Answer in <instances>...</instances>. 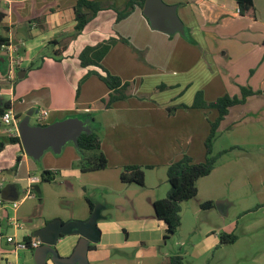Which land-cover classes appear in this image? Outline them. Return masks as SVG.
Listing matches in <instances>:
<instances>
[{"label":"crops","instance_id":"0c3cea01","mask_svg":"<svg viewBox=\"0 0 264 264\" xmlns=\"http://www.w3.org/2000/svg\"><path fill=\"white\" fill-rule=\"evenodd\" d=\"M77 1L0 0V37L7 40V45L17 47L15 55L21 60L14 80L8 81L7 70L1 68L7 65L6 55L0 48V58L5 61L0 63L3 93L0 110L12 109L18 121L29 112L31 117L37 114L36 119L39 120L38 112L47 111V117L36 125H48L67 117L87 120L98 136L103 134L99 137L100 150L107 160V167L92 172L80 171L78 150L73 146L68 148V145L60 155H55L61 157L55 158L47 151L39 162H35L24 154L20 140L19 143L10 142L19 137L5 132L0 116V145L3 146L0 150V174L12 171L16 160H19L13 180L0 184V196L8 203L0 208V264H4V253L9 248L5 242L7 236H14L16 240L35 239L33 233L53 220L58 219L61 223L87 221L91 212L86 198L94 208L101 207L102 216L97 223L99 241L91 244L87 253L89 264H166L169 257L177 255L182 257L183 264L190 252L197 258H204L203 264H264V95L250 96L242 105L229 109L219 126L223 129L219 132H225L227 144L217 151L229 147L234 149L221 157L208 176L197 181L196 196L181 204L178 231L183 226L182 212L190 210L194 219L188 234L191 238L174 241L172 238L176 233L163 243L165 224L156 218L153 204L163 199L169 190L166 168L184 155L194 163L204 161V141L209 134L210 122L217 118L218 113L212 109H190L197 93H201L205 103H210L201 89L188 92V100L192 98L188 104L126 99L106 109L104 102L110 91L95 75L84 79L88 72L101 73L97 67L81 66L78 56L84 48L110 38L125 39L129 45L117 42L102 59L101 66L108 73L123 83H136L138 73L135 70L140 69L137 56L145 51L150 61H165L167 69L184 72L188 76L189 87L192 69L188 55L193 48L184 35H167L151 29L139 9L119 22L115 21L114 11H100L81 34L74 37L76 22L73 8ZM107 1L118 9L125 4V0ZM162 2L176 6L183 29L192 31L190 38L204 55L201 37L194 35L199 30L194 26L199 22L193 7H210L209 16L204 12L199 16L217 24L222 22L227 28L243 26L241 20L248 17L238 14L235 0ZM257 5L264 12V0H253L251 20L256 18ZM256 19L264 27V19ZM238 40L244 47L251 38L231 39L237 45ZM261 42L264 49V36ZM223 56L230 62L245 61L250 85L258 70L264 72L262 51L256 55L250 52L240 54L235 58L224 52ZM181 85L182 82L176 81L172 87ZM250 85L247 88L250 87L251 91L264 92V74L255 88ZM169 107L176 110L169 113ZM38 163L43 168H37L35 164ZM125 166L148 167L144 172L143 187L125 185L120 181V171ZM43 171L52 173L54 179L37 183L58 186L53 211L43 215L26 209L19 212L20 204L33 198L32 191L39 197H46L48 187L43 189L37 183L28 182L29 177L39 178ZM75 184L82 187V194L74 193ZM111 193L121 200L116 212L114 201L109 202ZM10 202L17 203L16 209L10 206ZM38 202L39 205L33 203L32 209L44 204L42 199ZM207 202L211 207L201 208ZM119 213L122 216L118 218ZM9 219L18 222L20 219L22 229L12 227ZM221 233L233 235L235 240L221 245ZM177 236L180 237L179 234ZM78 239L77 235L60 238L55 245L59 256H69ZM16 259L19 263L22 260L26 264H34L33 251H20Z\"/></svg>","mask_w":264,"mask_h":264},{"label":"trees","instance_id":"16d2710c","mask_svg":"<svg viewBox=\"0 0 264 264\" xmlns=\"http://www.w3.org/2000/svg\"><path fill=\"white\" fill-rule=\"evenodd\" d=\"M145 0H125L122 9L116 8L107 0L87 1L78 0L73 8L74 20V37L81 34L85 26L93 20L98 12L103 10H112L116 14V22L127 18L135 9L142 11ZM237 4L238 14L242 17L253 16L254 7L253 0H235ZM184 39L189 43H194L190 38V33L184 28ZM122 42L129 45L125 39H113L103 41L93 47H86L79 54L78 59L83 68L94 66L99 68V72H88L84 79L90 75H95L110 91L108 99L105 101V108H110L114 103L130 98L128 90L130 83L122 82L118 77L108 73L102 66L101 61L109 50L117 43ZM7 45V40L0 37V46ZM138 56H140L138 54ZM264 95V92H253L249 88H241L239 97H229L224 95L211 103H205L201 93H197L190 109L200 110H215L218 113L217 118L210 122L209 134L204 141L205 159L203 162L194 163L188 156L184 155L179 161L169 164L166 168V179L169 185V190L163 199L157 200L153 204V210L158 220L165 224V231L162 237L163 243H166L174 236L181 225V204L197 194V181L205 176H208L217 165V162L222 156L231 152L234 147H229L220 151H214V143L218 136V129L221 122L227 116L230 108L242 105L246 99L253 95ZM182 108L188 109L186 106ZM176 108L168 109L169 113H173ZM4 110H0V116ZM82 119V118H81ZM10 142H18L19 138L11 139ZM2 144L0 150H2ZM80 161L78 167L82 172H92L103 170L107 167V160L100 150V139L98 134L92 127L90 134H82L78 138V148ZM19 160H16L14 168L18 166ZM148 167L141 166H125L121 169L119 179L125 185H135L137 187L144 186V172ZM14 170V171H15ZM54 175L50 172L43 171L39 177V182H51ZM89 206V211L92 212L94 204L86 198ZM211 203L207 202L201 205V208H210ZM32 238H25V241H30ZM235 240V236L221 233L219 242L221 245L230 244ZM166 264H182L181 256H171Z\"/></svg>","mask_w":264,"mask_h":264},{"label":"rangeland","instance_id":"374dc122","mask_svg":"<svg viewBox=\"0 0 264 264\" xmlns=\"http://www.w3.org/2000/svg\"><path fill=\"white\" fill-rule=\"evenodd\" d=\"M195 14L197 16V20L199 22L198 26L199 30L195 32L196 37H201L202 43L201 47L205 51V55L202 54L200 47L198 44L189 43L193 49H191V53L188 55L191 60V75H190V84L189 87L188 83V76L184 75L185 73L182 71H171L167 69V62L163 61H150V57L147 58L146 52H142L138 58L137 67L140 69L135 70L137 72V80L136 83H130V89L128 90V94L130 98L128 99H138L144 101H153L157 102V100H166L170 101L171 105H179L183 103H191V100H188V92L191 90V93H194L195 90H203L205 94V99L207 102H214L218 98L223 97L224 95H228L229 97H239L241 93V88H247L249 84V75L248 71L244 67L245 61L244 60H232L231 62L228 61L226 56H223V53H227L228 56L230 55L232 58L244 53L250 52L251 54H258L259 51L264 53L262 38L264 36V27L262 26L261 22H256V18L261 17L264 19V12L260 11V7L257 5L256 18L255 20H251L253 17L248 16L243 21V26H235L232 28H227L223 25L222 22L217 24L216 22H211L208 19H204L202 16H199L201 12H204L205 16H209L212 9L210 7H205V9H199L198 7H193ZM191 32V33H190ZM192 34V31H189ZM251 38L249 40V44L243 47L240 44L241 40H238L239 44H234L231 41L232 38ZM262 49V50H261ZM261 53V52H260ZM201 58V59H200ZM4 70H7V65L2 66ZM256 67H254L255 69ZM263 70H258L255 77L253 78V84L250 85L252 88H255L261 80L262 75L264 72ZM236 73V74H235ZM238 74V75H237ZM238 76V79L235 77ZM141 80V82H139ZM178 81L179 83L182 82L181 87H172L174 86L175 82ZM250 88V87H249ZM210 100V101H208ZM175 108V107H169ZM37 114L33 115L30 118V124L36 125L39 124L40 121L36 119ZM97 120L100 119V116L97 115ZM223 127V126H222ZM222 129V128H220ZM219 137L216 142L214 143V151L222 149L226 144V136L225 132H219ZM223 130V129H222ZM103 134H101L102 136ZM99 136V137H101ZM70 146V144L67 146ZM74 147V146H73ZM51 152V151H50ZM49 152V153H50ZM78 157L80 155L76 152ZM51 155L55 158H59L61 156H55L52 152ZM37 168H43L39 163L35 164ZM18 167V166H17ZM16 167V170H17ZM40 169V168H39ZM15 168L12 167V171L5 172L4 174H0V184H6L10 182L14 178V173L16 172ZM76 185V191L74 193L82 194V187ZM38 187H48V191L46 193V197H40L32 191L33 198L30 200L21 203L18 211L22 212L24 209L32 212H38V214H46V212L50 213L53 211L55 204L57 203V187L58 186H44L43 184L37 183ZM75 189V187H74ZM118 195L115 193H111L109 198V202L113 203L116 207H114V211H118L117 205L121 203V200L118 199ZM42 199L44 204L42 207L33 208V203L39 205V200ZM71 211V207H70ZM112 215H113V211ZM183 217V226L177 232V234L172 238L174 241L180 239L184 241L186 238L190 240L189 230L194 222L193 216L190 210L184 209L182 212ZM122 214L119 213L117 217H121ZM200 219V218H198ZM197 219V221H198ZM21 223V220L18 219ZM76 221V220H73ZM78 221V220H77ZM10 234L12 231H8ZM180 235L178 237L177 235ZM172 240V241H173ZM170 241V242H172ZM190 251V248H189ZM190 256L186 255L183 264H203L204 258H197L193 255ZM20 264H26L24 261L20 260Z\"/></svg>","mask_w":264,"mask_h":264},{"label":"water","instance_id":"95a60500","mask_svg":"<svg viewBox=\"0 0 264 264\" xmlns=\"http://www.w3.org/2000/svg\"><path fill=\"white\" fill-rule=\"evenodd\" d=\"M142 14L151 29L167 35H184L183 24L176 14V6L165 5L162 0H145ZM0 63H5L4 58H0ZM31 115L30 112L27 113L17 122L16 127L24 154L35 162H39L47 151L60 155L63 148L69 144L77 149L80 135L92 132L89 122L79 117H67L48 125H30ZM101 219V207L95 206L85 222L61 223L56 219L35 231L33 237L40 245L33 251L34 264H89L87 253L90 245L99 241L97 223ZM70 235H77L78 242L69 256L61 257L55 245L60 238Z\"/></svg>","mask_w":264,"mask_h":264},{"label":"built area","instance_id":"2783aa9c","mask_svg":"<svg viewBox=\"0 0 264 264\" xmlns=\"http://www.w3.org/2000/svg\"><path fill=\"white\" fill-rule=\"evenodd\" d=\"M0 48L4 50L5 52V60L7 64V71H6V79L8 81H13L15 78V72L16 70L20 67L21 65V60L18 58L15 53L18 50L15 45H1ZM2 88H0V96L2 95ZM48 112L45 110L39 111L38 112V119L42 120L43 118L47 117ZM1 122L5 128V132L8 135H13L17 136V122L18 120L16 119L12 109L8 108L6 109L3 114L1 115ZM29 184H34L39 182V178L37 177H29L28 178ZM8 203L3 200V198L0 196V208L5 207ZM10 206L13 209H16L17 203L16 202H10ZM9 224L14 227L15 229H22V225L20 222L16 220H10L9 219ZM5 242L8 245L7 251L4 253L6 257L4 258V264H20L16 256L18 252L20 251H34L39 245V241L35 238L30 241H25L24 239L22 240H16L14 236H7L5 238Z\"/></svg>","mask_w":264,"mask_h":264}]
</instances>
